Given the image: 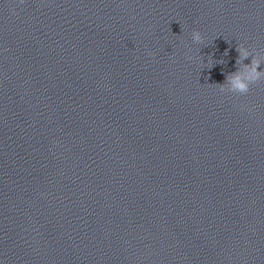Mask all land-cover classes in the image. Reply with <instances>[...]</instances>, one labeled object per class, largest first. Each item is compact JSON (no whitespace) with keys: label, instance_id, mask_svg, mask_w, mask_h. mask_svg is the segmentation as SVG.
I'll return each instance as SVG.
<instances>
[{"label":"clouds","instance_id":"clouds-1","mask_svg":"<svg viewBox=\"0 0 264 264\" xmlns=\"http://www.w3.org/2000/svg\"><path fill=\"white\" fill-rule=\"evenodd\" d=\"M21 3H23V0H21ZM10 11L13 15L16 14L15 9H10ZM191 35L193 42L203 43L204 37L200 31L194 29ZM236 52L238 53L235 61L236 71L228 73L223 83H213L210 86L215 87L222 94L230 93L244 96L249 93L252 85L264 82V68L261 67L264 64V55L255 48L246 47L244 43H237ZM149 55L155 56V53L150 52ZM224 55L227 56L228 52L225 51ZM212 57L213 54L208 55V69L213 68L217 63H225L223 59L217 63H212ZM248 58H251V63H244ZM188 59L191 60L192 57L188 56Z\"/></svg>","mask_w":264,"mask_h":264}]
</instances>
